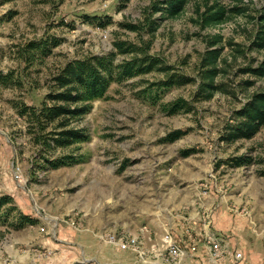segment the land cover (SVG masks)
I'll return each instance as SVG.
<instances>
[{
  "label": "rangeland",
  "instance_id": "1",
  "mask_svg": "<svg viewBox=\"0 0 264 264\" xmlns=\"http://www.w3.org/2000/svg\"><path fill=\"white\" fill-rule=\"evenodd\" d=\"M203 1L189 0L177 17L165 19L149 49L190 82L159 87L152 83L163 77L156 70L112 81L70 124L84 129L87 140L45 152L28 132L21 105L39 107L51 77L68 61L104 54L116 40L136 42L119 23L142 19L150 0H0V198L8 200L0 206V264L110 263L112 236L137 234L145 224L146 236L156 240L161 225L186 214L204 191L216 194L233 217L248 216L253 228L258 224L249 215L256 211L263 225L257 232L264 235V125L249 139H222L232 113L264 89V77L243 72L264 60V48H249L264 0H218L245 12L202 29L194 20ZM214 33L235 44L224 47L226 72L216 79L227 93L196 100L204 38ZM180 98L185 107L171 112ZM69 154L76 162L45 161ZM240 157L247 161L236 165ZM176 236L188 239L182 231ZM122 254L130 264H164L155 256ZM202 259L199 264H216ZM242 260L226 256L219 264Z\"/></svg>",
  "mask_w": 264,
  "mask_h": 264
},
{
  "label": "trees",
  "instance_id": "2",
  "mask_svg": "<svg viewBox=\"0 0 264 264\" xmlns=\"http://www.w3.org/2000/svg\"><path fill=\"white\" fill-rule=\"evenodd\" d=\"M188 2L189 0H150L142 19L135 23H119L123 29L136 34V42L116 40L113 48L104 54H89L65 63L51 77L52 88L39 107L24 104L20 107L19 113L27 118L28 132L32 134L33 141L41 144L45 152L86 141L88 136L84 129L70 124L88 112L89 102L102 97L112 81L156 70L162 73L163 77L152 83L159 87L169 88L190 82V78L173 70L171 65L164 64L158 57L149 54L151 40L161 23L165 19L177 17ZM195 12L197 16L194 21L204 29L219 25L233 18L234 14L245 12V8L238 4L227 7L218 0H204L203 9L197 5ZM94 17L91 19H96ZM255 19L257 29L250 40L249 48L260 50L264 48V5ZM97 23L104 26L109 20ZM144 36H148L147 40ZM204 42L206 47L199 60V78L194 94L196 100H209L219 91L227 93L225 84L217 82L216 79L218 75L226 72L227 58L222 57L224 47H235V44L225 39L221 33L207 34ZM34 46L36 45L32 41L27 43L30 49ZM117 55L124 57L115 62ZM243 72L255 78L264 77V60L255 66L243 68ZM184 107L185 100L180 98L171 104L170 111L175 112ZM231 119L232 122L227 125L226 132L222 135L223 140L231 142L253 137L264 125V89L253 92L243 105L232 113ZM177 136L178 131L170 136V139L174 140ZM45 161L59 166L72 164L76 159L69 154L50 160L45 158ZM245 161L247 160L244 157L236 158L235 164L242 165ZM7 202L4 196L0 198V206ZM25 219L28 224L34 222L31 217Z\"/></svg>",
  "mask_w": 264,
  "mask_h": 264
},
{
  "label": "crops",
  "instance_id": "3",
  "mask_svg": "<svg viewBox=\"0 0 264 264\" xmlns=\"http://www.w3.org/2000/svg\"><path fill=\"white\" fill-rule=\"evenodd\" d=\"M215 198L216 194L212 195L204 191L202 196H197L193 200L195 203L191 204V207L185 212L186 214L178 215L177 220L173 217L172 223L168 227L171 228L175 235L179 231L185 233L186 227H190L191 234L199 241L200 254L203 253L205 248L203 239H205L206 235L209 233L220 234L230 251L238 250L241 253L243 252L242 256L243 260L245 259V264H264V235L263 232L261 233L262 228L259 230L260 232H257L262 222L259 220L256 211L249 215L251 217L250 222L258 224V227L253 228L249 223L248 216L242 214L240 217L237 215L233 217L227 208L216 202L217 199ZM161 226L163 231L164 227L163 225ZM247 235H250V237L246 238ZM107 249L109 251L108 255L112 256V258H109L111 262L107 264H130V262L121 261L122 252H130L119 251L114 244L108 246ZM101 250L103 249L101 248ZM99 256L102 257V254L100 253Z\"/></svg>",
  "mask_w": 264,
  "mask_h": 264
},
{
  "label": "built area",
  "instance_id": "4",
  "mask_svg": "<svg viewBox=\"0 0 264 264\" xmlns=\"http://www.w3.org/2000/svg\"><path fill=\"white\" fill-rule=\"evenodd\" d=\"M44 228L42 227V230ZM147 225L143 224L137 234H122L112 236L110 242L121 251L132 252L139 260L149 259L151 256L159 258L164 264H199L203 256L208 262L219 264L226 256L231 257L233 262H239L243 256L238 250L230 251L226 247L225 240L218 234H207L205 237V248L199 253L198 239L186 228L187 241L181 240L166 227L158 239H153ZM147 243L148 247H145ZM204 243V244H205ZM203 260V259H202Z\"/></svg>",
  "mask_w": 264,
  "mask_h": 264
}]
</instances>
